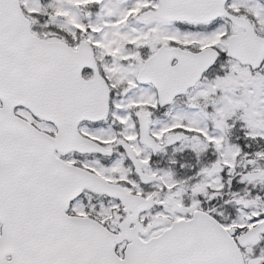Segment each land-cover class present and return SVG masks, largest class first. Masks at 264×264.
I'll use <instances>...</instances> for the list:
<instances>
[{"label":"snow or ice","instance_id":"1","mask_svg":"<svg viewBox=\"0 0 264 264\" xmlns=\"http://www.w3.org/2000/svg\"><path fill=\"white\" fill-rule=\"evenodd\" d=\"M0 264H264V0H0Z\"/></svg>","mask_w":264,"mask_h":264}]
</instances>
